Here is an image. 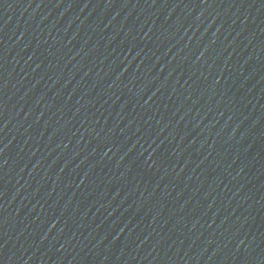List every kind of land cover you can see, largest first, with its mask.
Masks as SVG:
<instances>
[{"label": "water", "instance_id": "1", "mask_svg": "<svg viewBox=\"0 0 264 264\" xmlns=\"http://www.w3.org/2000/svg\"><path fill=\"white\" fill-rule=\"evenodd\" d=\"M0 264H264V0H0Z\"/></svg>", "mask_w": 264, "mask_h": 264}]
</instances>
